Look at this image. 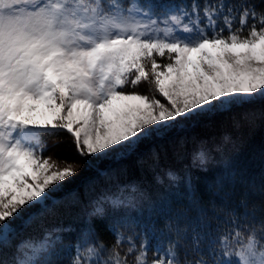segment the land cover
I'll return each instance as SVG.
<instances>
[{"label":"snow or ice","instance_id":"1","mask_svg":"<svg viewBox=\"0 0 264 264\" xmlns=\"http://www.w3.org/2000/svg\"><path fill=\"white\" fill-rule=\"evenodd\" d=\"M157 56L168 62L158 63ZM142 81L167 104L128 90ZM258 102L264 103V10L248 0H205L203 6L193 0L190 8L153 0H0V251L12 246V222L46 210L52 193L76 175L67 161L59 168L43 157L45 136L70 134L81 157L123 158L150 138ZM207 143L200 142L193 165L206 172L219 155L224 171L217 187L234 185L237 172L224 154L231 137ZM152 158L158 161V154ZM182 180L191 197L190 175L169 170L156 178L171 187ZM126 190L146 195L136 185ZM104 204L113 211L134 209L137 197L104 195L89 216L103 218ZM240 205L243 216L212 204L229 223L214 234L196 202L198 223L169 221L171 238L155 245L146 233L137 245L135 235L122 231L125 225L114 223L110 252L100 241L78 243L69 264H129V255L132 264H264V214L253 218L264 205L250 209L247 192ZM52 236L17 245L12 264H60L40 259L51 257L62 239Z\"/></svg>","mask_w":264,"mask_h":264},{"label":"trees","instance_id":"2","mask_svg":"<svg viewBox=\"0 0 264 264\" xmlns=\"http://www.w3.org/2000/svg\"><path fill=\"white\" fill-rule=\"evenodd\" d=\"M159 4L191 6L193 0H153ZM201 6L205 0H196ZM219 3L220 0H209ZM224 3L240 4L242 0H223ZM257 10H264V0H248ZM157 62L164 64L165 58L156 57ZM150 83L141 82L129 91L146 94ZM231 137L232 143L225 147L224 154L229 158L232 168L237 172L233 185L224 181L223 188L218 189L216 181L224 169L220 164V156L209 166L208 171H202L193 165L192 156L201 141H207V146L221 143L225 135ZM48 149L43 157H52L57 165L68 166L67 161L76 168V175L64 182L60 191L53 192L48 207L39 215L29 220L17 222L12 236V246L0 251V262L12 264L16 256V246L24 241L42 240L47 233H52L62 239L56 243L51 257L43 256L41 261L56 260L60 264H69L75 254L78 243L103 242L111 251L115 245V237L111 226L114 223L125 225L122 231L126 235H135L137 245L141 236L146 233L152 236V244L158 240L171 238L166 232L169 221H177L189 226L198 223L194 204L198 202L207 211L209 227L214 231L229 227L228 218L224 212L212 211V204L225 209H235L238 216H243L245 210L240 205L244 193H248L249 208L252 204L264 205V103L244 105L231 112L217 114L210 118L193 123L189 126L171 131L162 138H150L141 143L138 149L123 158L99 160L93 164L87 156L81 157L76 150L74 138L60 131L56 136H45ZM210 140V141H209ZM215 141V142H214ZM183 145V146H182ZM158 154V161L153 160V154ZM172 170L182 178L191 176L194 193L189 195L183 180L178 187H171L167 181L156 182L157 177H164ZM128 185H136L146 195L141 198L139 193L126 190ZM104 195L113 197H137V207L113 211L104 204L106 215L103 218H92L89 213L95 202ZM38 209H32L37 212ZM260 211L255 213L259 218ZM251 217V211L249 212ZM184 217H187L185 220ZM244 221H241L243 223ZM214 234L215 231H214ZM190 239V237H189ZM121 256L127 252V246L118 249ZM108 252L102 253L107 259ZM204 256H208L207 249ZM149 251L148 259H153ZM195 258V257H189ZM132 264L133 256L127 257Z\"/></svg>","mask_w":264,"mask_h":264},{"label":"rangeland","instance_id":"3","mask_svg":"<svg viewBox=\"0 0 264 264\" xmlns=\"http://www.w3.org/2000/svg\"><path fill=\"white\" fill-rule=\"evenodd\" d=\"M165 58V62L167 63L168 62V60H167V57H164ZM147 67L150 69V63L147 65ZM148 85H149V83H148ZM140 93V92H139ZM146 93L149 95V96H154L156 99H159L160 101H161V103H164V104H167V101L162 97V96H160L159 95V93L158 92H156L155 91V87H154V85H150V87L149 88H147V90H146ZM183 127H185V126H182L181 128H183ZM88 157V156H87ZM88 158H90L91 160H92V162H93V164H95V162L97 161H99V160H109V159H117V158H120V157H115V158H112V157H109V158H106V159H100V158H97V157H88ZM59 168H63V167H66V166H62V165H57ZM76 169V168H75ZM53 194V193H52ZM25 215H27V214H25ZM20 221H22V220H15V221H13L12 222V225L13 226H15V224H17V222H20ZM38 241H41V239L40 240H37V241H34V242H38ZM22 243V242H21ZM20 243V244H21ZM19 244V245H20Z\"/></svg>","mask_w":264,"mask_h":264},{"label":"bare ground","instance_id":"4","mask_svg":"<svg viewBox=\"0 0 264 264\" xmlns=\"http://www.w3.org/2000/svg\"><path fill=\"white\" fill-rule=\"evenodd\" d=\"M210 141V140H209ZM215 142V141H214Z\"/></svg>","mask_w":264,"mask_h":264}]
</instances>
